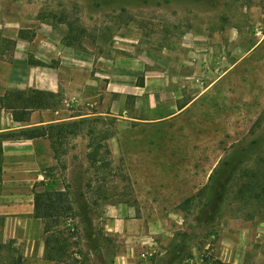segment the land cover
I'll return each instance as SVG.
<instances>
[{
	"label": "rangeland",
	"instance_id": "374dc122",
	"mask_svg": "<svg viewBox=\"0 0 264 264\" xmlns=\"http://www.w3.org/2000/svg\"><path fill=\"white\" fill-rule=\"evenodd\" d=\"M19 34L93 78L38 113L76 116L41 165L72 206L58 264H264V0H0V74Z\"/></svg>",
	"mask_w": 264,
	"mask_h": 264
},
{
	"label": "crops",
	"instance_id": "0c3cea01",
	"mask_svg": "<svg viewBox=\"0 0 264 264\" xmlns=\"http://www.w3.org/2000/svg\"><path fill=\"white\" fill-rule=\"evenodd\" d=\"M29 40L19 37L13 41L11 62H5L9 68L4 67V72L0 74V90L2 91L0 93V235L14 244H21L24 257L27 256L26 260L31 259L32 264H58L44 258L43 222L32 215L34 185L44 180L41 165L45 163V156L50 154L49 139L45 136L6 137V134L69 121L76 116L45 117L42 114L41 118L39 117V111L44 113L51 109H53V114H58L60 110L57 105L53 108L34 109L24 119L16 120L8 108L6 97L12 88L19 87L25 90L36 89L58 93L60 99L62 86L71 89L75 87L74 92L81 96L93 78L85 75L87 67L73 69L72 65L63 66L64 62L56 66L55 56L48 52L50 48H46V43L41 38ZM82 58L80 60L84 63V58ZM29 60H39L42 64L33 65ZM86 62L89 65L93 64V60ZM14 63L23 65L13 67ZM105 64L106 62H102L103 66ZM117 66L109 67L108 65L106 76L110 78L108 85L121 89V84L116 83L115 79L122 77L124 71L117 70ZM94 81L97 83L98 79ZM221 261L239 264L238 260L232 261L231 258Z\"/></svg>",
	"mask_w": 264,
	"mask_h": 264
},
{
	"label": "trees",
	"instance_id": "16d2710c",
	"mask_svg": "<svg viewBox=\"0 0 264 264\" xmlns=\"http://www.w3.org/2000/svg\"><path fill=\"white\" fill-rule=\"evenodd\" d=\"M71 32H68L63 37L66 45L71 44L70 38ZM20 38H24L22 34H19ZM30 64L40 65L42 62L39 60H29ZM8 108L12 111L13 118L16 120L24 119L30 111L34 109L53 108L58 105L60 99L58 93L49 91H40L36 89H27L22 91L8 92L6 97ZM75 122H60L50 124L47 126L32 127L21 130L19 132H13L6 134V137L24 136L27 138H35L40 136L47 137L53 144L54 137L58 135H64L71 133L70 130L75 126ZM54 145V144H53ZM97 148H94L88 157L91 161H94V157L97 155ZM38 187V188H37ZM40 188V189H39ZM34 212L33 217L39 218L43 222L44 233V258L53 260L58 263L63 259V255L66 252V246L60 243L58 235H55L52 229L60 222V218L72 213V206L67 201V195L65 190L56 188V181L54 179L47 178L34 185ZM87 206L83 205L86 209ZM88 226H91V222L88 221ZM91 229V228H90ZM89 239H92V234L89 233ZM96 259H99V250L95 246L92 250ZM172 260H175L179 255V250L175 249ZM183 256H181L182 259ZM16 263V262H14ZM212 264H229L219 259H214Z\"/></svg>",
	"mask_w": 264,
	"mask_h": 264
}]
</instances>
